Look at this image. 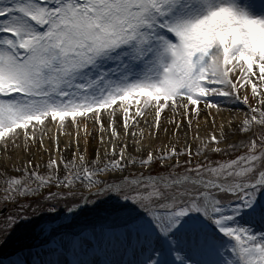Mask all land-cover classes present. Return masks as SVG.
<instances>
[{
    "label": "snow or ice",
    "instance_id": "1",
    "mask_svg": "<svg viewBox=\"0 0 264 264\" xmlns=\"http://www.w3.org/2000/svg\"><path fill=\"white\" fill-rule=\"evenodd\" d=\"M0 264H264V0H0Z\"/></svg>",
    "mask_w": 264,
    "mask_h": 264
},
{
    "label": "bare ground",
    "instance_id": "2",
    "mask_svg": "<svg viewBox=\"0 0 264 264\" xmlns=\"http://www.w3.org/2000/svg\"><path fill=\"white\" fill-rule=\"evenodd\" d=\"M55 133V130H53V134ZM63 138H61V141L64 143L65 141L62 140ZM92 144V143H91ZM61 147L63 148L64 147V144H61ZM81 147H83V142H81ZM91 150V148H90Z\"/></svg>",
    "mask_w": 264,
    "mask_h": 264
},
{
    "label": "rangeland",
    "instance_id": "3",
    "mask_svg": "<svg viewBox=\"0 0 264 264\" xmlns=\"http://www.w3.org/2000/svg\"><path fill=\"white\" fill-rule=\"evenodd\" d=\"M54 134H55V133H54ZM62 138H63V137H62ZM62 140L64 141V138H63ZM91 143H92L93 146L95 145V141H92ZM61 144H65V142L63 143V142L61 141Z\"/></svg>",
    "mask_w": 264,
    "mask_h": 264
}]
</instances>
